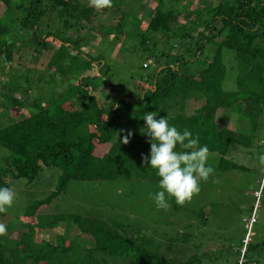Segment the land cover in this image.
Masks as SVG:
<instances>
[{"label":"trees","instance_id":"1","mask_svg":"<svg viewBox=\"0 0 264 264\" xmlns=\"http://www.w3.org/2000/svg\"><path fill=\"white\" fill-rule=\"evenodd\" d=\"M139 1L142 4L143 0ZM153 1L149 21L144 26L139 24L127 32L124 14L116 24L123 37L119 40L112 36L111 40L126 45L124 38L136 39L155 62L160 60L155 52L159 42L166 48L177 40L179 51L187 52L190 58L176 60L177 53L163 54L161 50L165 60L144 76V83H137L133 88L140 92L138 96L131 93L133 90L126 94L127 88L123 87L118 99L110 97L109 102H101L96 93L105 89H94L91 80L106 75L109 65L103 59L105 56L94 58L90 52L81 50L87 30L84 22L93 16L94 8L81 6L79 0H0L4 6L11 3L21 12L20 26L32 31L36 46L44 50L49 42L56 45L48 67L55 74L71 77L64 80L67 91L75 89L73 96L86 103L82 108L71 98H50L43 103L32 98L28 104L33 110L28 116L16 122L0 121V148L10 153L3 155L0 187H10L5 177L31 183L45 171L54 168L58 171L54 190L27 204L23 216L38 215L39 210L66 192L72 180L158 183L156 170L143 163L142 154L150 155L148 137L141 134L146 112L168 116L169 125L180 131L187 129L193 137L199 136L200 145H207L210 153L219 156V172L247 169L227 156L233 146H253L257 139L255 132L264 130V0H222L209 8L203 5L205 0H200L201 3L192 5L195 11H189L193 0H182L184 6L178 4V9L183 13L184 23L178 26L175 7H165L164 0ZM12 23L13 20L0 19V57L6 51L5 58L10 61L13 42L7 27ZM42 24L45 27L40 31ZM154 35L159 37L158 41ZM224 49L233 53L235 73L227 74L222 61ZM142 67L148 65L142 64ZM183 67L187 72H183ZM22 77L27 83L25 91L33 82L27 74ZM226 77L233 78L234 89H224ZM9 93L3 97L15 106L27 102L26 98L20 100ZM192 102L199 104L186 111ZM220 109L236 114L235 129L217 122ZM121 130L134 133L130 143L121 142L126 135ZM177 208V204L173 205L174 210ZM253 210L252 207L240 246L218 251L208 259L224 257L227 262L231 254L232 264L257 263L247 257L249 252L258 249L246 238L251 237ZM62 222L75 225L80 233L89 235L93 247H78L73 241L69 244L35 242L32 230L21 233L18 239L0 235V264H22V261L25 264L202 263L200 256L187 245L192 236L189 231L154 240L133 224L80 214L66 216L62 212L47 215L44 227H56Z\"/></svg>","mask_w":264,"mask_h":264},{"label":"rangeland","instance_id":"2","mask_svg":"<svg viewBox=\"0 0 264 264\" xmlns=\"http://www.w3.org/2000/svg\"><path fill=\"white\" fill-rule=\"evenodd\" d=\"M220 1L222 0H205L203 5L209 8ZM79 2L81 6H88L87 0H79ZM163 3L165 7H175L174 13L179 20L177 26L183 24V13L178 8L183 7L185 2L178 0L176 6V0H164ZM199 3H201L200 0H193L189 11H195L196 7L192 5ZM153 6V0H143L142 4L139 0H115L111 8L102 11L93 9V16L84 22L87 30L85 34L84 31L81 32L85 36L84 47L81 50L85 53L90 52L89 55L94 58L100 55L105 56L103 59L109 65L106 75L97 76L91 80L94 89L98 87L105 89L102 93L100 91L96 93L101 102H109L110 97L112 100L118 99L123 87L127 88L126 94L133 90L132 93L138 96L140 92L134 91L136 89L133 88L137 83H144V76L152 73L155 67L164 62L165 57L161 55V50L163 54L168 51L177 53L176 60L182 57L190 58L187 52L179 51L180 42L177 40L176 42L171 40L170 43L173 42V44H167L166 48L162 46V41L159 42L155 51L156 56L160 57L159 62H155L153 56L143 51L136 39L124 38L126 45L114 43L111 40L112 36L122 39L123 34L118 32L116 24L124 14L127 15L125 21L128 24L125 30L130 32L139 24L141 27L149 21ZM20 16L21 12L13 4L4 6L0 2V19L7 22L14 21L7 27L10 29V39L13 42L10 51L12 59L10 61L5 58L6 51L0 57V121L16 122L28 116L33 110L28 104L33 100L32 98H38L42 103L50 98L56 100L59 97L71 98L78 107L83 108L86 103L73 96L75 89L67 91L68 84L64 80L71 77L55 74L54 70L48 67V61L57 49L56 45L49 42L47 49L44 50L36 46L32 40V31L21 28ZM177 26L175 25V28L178 31ZM44 27L45 24H42L40 31H43ZM154 36L158 41L159 37ZM74 55L77 56L76 53ZM222 55L227 74L235 73L233 53L224 49ZM145 62L150 65L143 68L142 64ZM194 69L192 67L193 71ZM183 72H187L184 67ZM25 74L33 84L24 91L27 83L22 75ZM17 85L21 86L18 89L14 88ZM223 86L226 90L234 89L233 78L226 77ZM9 92L17 99L26 98L27 102L21 106H15L3 97ZM107 92L114 95L109 96ZM198 104L192 102L186 106V111L192 110L190 107ZM160 117L162 116L156 118ZM216 119L218 123L229 129L236 128V114L228 110L220 109ZM262 119L264 120V117ZM255 135L257 139L253 146H233L227 156L228 159L247 169L219 172L217 169L219 156L210 153L208 164L215 169L214 176L207 182L201 181L199 194L184 206L178 205L176 210L173 209V205L176 204L174 198L169 200L171 207L167 211L158 209L155 202L149 198L150 193L161 190L158 183L134 181L99 183L72 180L68 183L66 192L61 193L44 209L39 210L38 215L28 218L22 214L25 206L54 190L58 171L55 168L45 171L40 179L31 183H26L22 179L13 180L5 177L4 179L11 184L10 188L15 191L16 199L7 213H0V223L8 228L3 235L18 239L21 233L32 230L35 242L45 240L51 243L69 244L73 241L78 247L91 248L93 247L91 237L80 233L75 225L67 226L62 222L56 227H44L47 215L56 214V212H62L66 216L80 214L133 224L140 228L144 235L147 234L154 240L165 239L167 235H174L176 232L180 234L191 232L192 236L190 235L187 245L192 247L193 253L200 256L201 264H232L231 254L229 258H226L227 262L224 261V257L217 260L208 258L216 256L215 253L218 251L240 246L253 207L255 218L253 217L250 224L251 237L246 238L250 240L251 246L257 245L258 249L249 252L247 257L255 260L256 264H264V171L261 170L262 166L258 160L259 155L264 154V130L256 131ZM3 155L4 151L0 148V166L3 165ZM49 172L50 174H47ZM193 245L196 247L194 248ZM22 264L25 262L22 261Z\"/></svg>","mask_w":264,"mask_h":264},{"label":"clouds","instance_id":"3","mask_svg":"<svg viewBox=\"0 0 264 264\" xmlns=\"http://www.w3.org/2000/svg\"><path fill=\"white\" fill-rule=\"evenodd\" d=\"M89 7L102 11L113 7V0H87ZM153 112H146L142 119L145 126L141 134L148 137L150 155H143V163L156 170L159 177L158 186L161 189L150 193L158 209L167 211L171 205L170 199L175 200L179 206L191 202L195 195L201 191L200 182H207L215 174V169L208 164L210 150L207 145H200L199 136L184 129L178 130L176 126L169 125L168 116L156 118ZM126 132L124 144L130 143L134 135L131 130ZM4 155H10L7 149ZM259 164L264 171V154L258 157ZM16 199L15 191L10 187H0V213H7ZM6 226L0 223V235L5 234Z\"/></svg>","mask_w":264,"mask_h":264},{"label":"built area","instance_id":"4","mask_svg":"<svg viewBox=\"0 0 264 264\" xmlns=\"http://www.w3.org/2000/svg\"><path fill=\"white\" fill-rule=\"evenodd\" d=\"M149 62V61H148ZM150 63V62H149ZM147 65H149V64H147V62H145V63H143V66H147Z\"/></svg>","mask_w":264,"mask_h":264},{"label":"crops","instance_id":"5","mask_svg":"<svg viewBox=\"0 0 264 264\" xmlns=\"http://www.w3.org/2000/svg\"><path fill=\"white\" fill-rule=\"evenodd\" d=\"M99 88V87H98ZM132 93V92H131Z\"/></svg>","mask_w":264,"mask_h":264}]
</instances>
